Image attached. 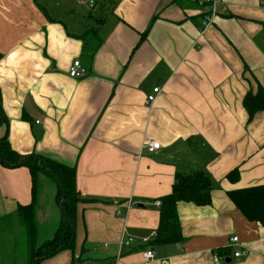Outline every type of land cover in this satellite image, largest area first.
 <instances>
[{
    "label": "crops",
    "instance_id": "crops-1",
    "mask_svg": "<svg viewBox=\"0 0 264 264\" xmlns=\"http://www.w3.org/2000/svg\"><path fill=\"white\" fill-rule=\"evenodd\" d=\"M97 1L0 0V137L74 166L84 199L74 249L39 264H264V225L229 196L264 186V110L250 118L244 105L264 87V0H220L207 29L200 0ZM74 60L86 76H70ZM151 141L161 147L150 152ZM198 170L212 179L211 204L180 201L184 240L154 246L156 202ZM32 186L27 166L0 162V264H27L17 211ZM53 200L49 215L37 192V222L61 214L55 190Z\"/></svg>",
    "mask_w": 264,
    "mask_h": 264
},
{
    "label": "trees",
    "instance_id": "trees-1",
    "mask_svg": "<svg viewBox=\"0 0 264 264\" xmlns=\"http://www.w3.org/2000/svg\"><path fill=\"white\" fill-rule=\"evenodd\" d=\"M145 36L142 35V39ZM3 54L0 52V59ZM244 105L250 118L258 111L264 110V87L258 84L256 92L249 91L244 98ZM6 122L0 88V125ZM23 157L27 159L23 160ZM0 162L10 168L27 166L32 175L33 200L28 205H20L17 211L19 222L25 227L27 239V264H39L42 260L52 257L63 250L74 249L76 244V220L78 204L84 199L77 188V171L74 166L58 162L41 154H21L15 150L7 135L0 137ZM45 172L53 176L58 193L56 201L61 211V222L53 236L45 242L38 243L37 232V185L39 174ZM238 168L232 170L228 177L238 178ZM213 184L210 175L198 170L191 173H178L172 192L160 198V220L157 235L152 239L154 246L170 243H181L184 240L178 203L192 202L196 205H209L212 202ZM229 196L250 219L264 225V186L256 185L229 192ZM8 216L0 218L2 224Z\"/></svg>",
    "mask_w": 264,
    "mask_h": 264
},
{
    "label": "built area",
    "instance_id": "built-area-1",
    "mask_svg": "<svg viewBox=\"0 0 264 264\" xmlns=\"http://www.w3.org/2000/svg\"><path fill=\"white\" fill-rule=\"evenodd\" d=\"M87 6L90 9H93L97 6L98 1L97 0H83ZM202 4H204L205 6V13H204V17H203V29H207L208 27L212 26L216 20V17L218 16V4L220 3V0H200ZM69 74L70 76L74 77V78H82L84 76L87 75V69H85L83 67V65L81 64L80 60H74L73 63L71 64V66L69 67ZM161 87L157 86L154 87L152 93H150L147 96V103L149 105H152L154 103V101L156 100L158 94L161 92ZM39 122V121H38ZM147 150H149L150 152H154L157 149H159L161 147V143L159 141H151L148 143V145L146 146ZM156 204L158 206H161V201L158 200L156 202ZM157 235V231H154L151 234V237H156ZM150 239V237H144L143 241L146 242ZM134 240V237L129 236L127 239L122 240V245L127 246L130 245L131 242ZM240 243V239L238 236H234L231 239L230 245H235V244H239ZM243 253L242 250H238L236 251L234 254L236 257L241 256ZM144 257L147 259H153L155 258V250L152 249H148L146 251H144L143 253ZM215 260L218 261L219 259V254L215 253L214 256Z\"/></svg>",
    "mask_w": 264,
    "mask_h": 264
},
{
    "label": "rangeland",
    "instance_id": "rangeland-1",
    "mask_svg": "<svg viewBox=\"0 0 264 264\" xmlns=\"http://www.w3.org/2000/svg\"><path fill=\"white\" fill-rule=\"evenodd\" d=\"M90 10H88L85 6H82V15L84 13H88ZM202 24H203V20H202ZM56 192V196L58 193V186L53 178V176L48 175L45 172H41L39 174V182L37 185V192L39 195V199H43V202L46 206V210L49 211V206L50 204H54V200H53V192ZM54 206V205H53ZM52 210L49 211V215H52ZM60 213L58 214L57 218L53 219L51 218H47L46 220H44V222H42V224L40 222H37V232H41V234L39 235V237H42V239H39L38 241L41 242V240H47L49 238H51L53 229L55 230V226L56 224H58V219L60 218ZM17 219H19L17 217ZM19 221V220H18ZM21 225V224H20ZM55 225V226H54ZM5 227L0 224V229H4ZM21 229L22 230H26L24 226L21 225ZM26 232H24V236L22 237L23 240V244H27V239H26ZM21 241V240H20ZM4 242V241H3Z\"/></svg>",
    "mask_w": 264,
    "mask_h": 264
},
{
    "label": "water",
    "instance_id": "water-1",
    "mask_svg": "<svg viewBox=\"0 0 264 264\" xmlns=\"http://www.w3.org/2000/svg\"><path fill=\"white\" fill-rule=\"evenodd\" d=\"M27 159V157H23V160Z\"/></svg>",
    "mask_w": 264,
    "mask_h": 264
}]
</instances>
